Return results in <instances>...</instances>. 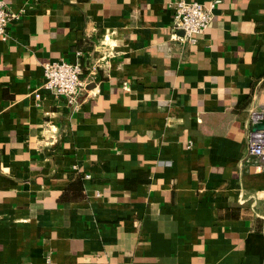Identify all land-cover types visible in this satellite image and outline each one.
Masks as SVG:
<instances>
[{
    "label": "crops",
    "instance_id": "obj_1",
    "mask_svg": "<svg viewBox=\"0 0 264 264\" xmlns=\"http://www.w3.org/2000/svg\"><path fill=\"white\" fill-rule=\"evenodd\" d=\"M4 1L19 18L0 38V264H264L247 155L264 0H220L195 46L177 0ZM62 60L85 72L76 108L43 89Z\"/></svg>",
    "mask_w": 264,
    "mask_h": 264
},
{
    "label": "built area",
    "instance_id": "obj_2",
    "mask_svg": "<svg viewBox=\"0 0 264 264\" xmlns=\"http://www.w3.org/2000/svg\"><path fill=\"white\" fill-rule=\"evenodd\" d=\"M220 0L210 2L208 5L195 1L177 0L169 4L173 11V28L175 32H181L182 36L177 40L182 45L195 46L199 37L211 26L214 20V12ZM19 15L10 12L4 0H0V38L8 40V26L18 19ZM44 85L43 89L60 97H64L67 103L78 107L80 97L85 93L87 81L85 72L80 61L48 62L44 64ZM37 100L41 95L36 94ZM251 129L248 133L247 155L258 159L264 166V129L260 125L264 123V110L253 111L250 114ZM245 200H243V203Z\"/></svg>",
    "mask_w": 264,
    "mask_h": 264
},
{
    "label": "water",
    "instance_id": "obj_3",
    "mask_svg": "<svg viewBox=\"0 0 264 264\" xmlns=\"http://www.w3.org/2000/svg\"><path fill=\"white\" fill-rule=\"evenodd\" d=\"M259 128L264 129V123H262Z\"/></svg>",
    "mask_w": 264,
    "mask_h": 264
}]
</instances>
